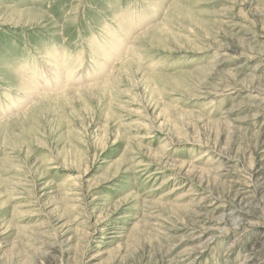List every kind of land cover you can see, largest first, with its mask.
<instances>
[{"label": "rangeland", "instance_id": "rangeland-1", "mask_svg": "<svg viewBox=\"0 0 264 264\" xmlns=\"http://www.w3.org/2000/svg\"><path fill=\"white\" fill-rule=\"evenodd\" d=\"M0 264H264V0H0Z\"/></svg>", "mask_w": 264, "mask_h": 264}, {"label": "bare ground", "instance_id": "bare-ground-1", "mask_svg": "<svg viewBox=\"0 0 264 264\" xmlns=\"http://www.w3.org/2000/svg\"><path fill=\"white\" fill-rule=\"evenodd\" d=\"M26 87H27V85H26ZM26 89V88H25ZM28 91V90H27ZM28 95V94H27Z\"/></svg>", "mask_w": 264, "mask_h": 264}]
</instances>
